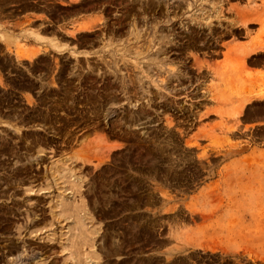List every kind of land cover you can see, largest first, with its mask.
Wrapping results in <instances>:
<instances>
[{"label": "rangeland", "instance_id": "rangeland-1", "mask_svg": "<svg viewBox=\"0 0 264 264\" xmlns=\"http://www.w3.org/2000/svg\"><path fill=\"white\" fill-rule=\"evenodd\" d=\"M262 39L264 0H0V264H264Z\"/></svg>", "mask_w": 264, "mask_h": 264}, {"label": "bare ground", "instance_id": "bare-ground-1", "mask_svg": "<svg viewBox=\"0 0 264 264\" xmlns=\"http://www.w3.org/2000/svg\"><path fill=\"white\" fill-rule=\"evenodd\" d=\"M235 10H236V12H237V14L239 15V17L241 18V23H242V25H244L245 27H247L248 26V24H249V21L251 20L250 19V14H251V12L253 11V10H251V9H249V8H246V9H241V8H235ZM218 15L220 16V14H221V9L219 8L218 10ZM214 33H217L215 30H213V33H212V35L214 34ZM263 53L264 54V39H262V40H260V41H258L255 45H254V48H253V46H252V48H250V50L247 52V54H252V53ZM234 54H235V52H233ZM203 66V64H200V67H202ZM211 64H207V68H210L209 70L211 71ZM118 147V145L117 144H112L111 145V148L112 149H116Z\"/></svg>", "mask_w": 264, "mask_h": 264}]
</instances>
